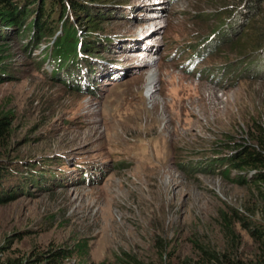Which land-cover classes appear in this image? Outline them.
<instances>
[{
	"label": "rangeland",
	"instance_id": "obj_1",
	"mask_svg": "<svg viewBox=\"0 0 264 264\" xmlns=\"http://www.w3.org/2000/svg\"><path fill=\"white\" fill-rule=\"evenodd\" d=\"M220 1L234 0L109 1L119 11L98 30L113 44L90 62L101 82L95 95L51 79L53 64L41 62L40 50L20 51L24 40L0 45L10 67L0 116L12 115L11 161L39 162L36 174L22 166L0 179V264H192L197 245L232 251L219 221L233 210L245 214L253 193L231 181L234 173L207 171V159L222 148L214 142L231 136L243 144L247 123L264 118V80L228 85L218 74L195 76L177 53L192 31L207 33L209 24L197 27L193 16ZM77 20L83 36L87 24ZM213 57L209 63L220 62ZM81 65L86 86L90 72ZM26 171L44 182L27 181ZM236 232L237 254L251 259V234L239 223ZM81 241L86 247L77 250Z\"/></svg>",
	"mask_w": 264,
	"mask_h": 264
},
{
	"label": "trees",
	"instance_id": "obj_2",
	"mask_svg": "<svg viewBox=\"0 0 264 264\" xmlns=\"http://www.w3.org/2000/svg\"><path fill=\"white\" fill-rule=\"evenodd\" d=\"M0 0V45L11 44L15 39L24 40L20 47L22 52H34L40 49V44H48L41 54V62L53 63V80L62 85L76 88L78 69V47L80 39L77 28L73 25L74 19L82 20L87 26L83 28V38L86 43L81 44V51L91 56L98 47L112 42L109 33L101 35L98 30H108L101 21L108 20L117 10L109 1L112 0ZM125 0H115L122 3ZM262 1V2H260ZM263 0H234L233 4H216L217 9L200 11L193 17L198 22L197 27L209 24L207 33L200 30L191 32L186 44L181 47L182 54L189 57L202 56L207 59L205 72L213 75L217 71L224 78L246 79L255 78L264 80V14H262ZM95 5H101L95 11ZM48 7V10L46 7ZM57 9V12H56ZM70 11V15H69ZM56 16L53 17V13ZM50 14V15H49ZM76 15V17L74 16ZM80 24V23H79ZM246 30L248 34L243 38ZM243 38V39H242ZM97 42V43H96ZM192 43V45H191ZM46 50V52H44ZM104 51V49H102ZM4 49H0V83L10 78L9 65L4 62L6 57ZM220 62L209 63L218 57ZM90 66V64H88ZM76 67V68H75ZM73 69V71H72ZM94 84V83H93ZM77 89V88H76ZM80 91L77 89V92ZM90 93V92H89ZM88 93V94H89ZM87 94V95H88ZM12 115L0 116V179L4 173L6 177L19 172L24 166L32 174H36L35 164L39 162L27 161L24 165L13 160L10 155L9 135L12 127ZM242 137L243 144L232 142L231 136L227 142H214L211 147H222L207 159V171L217 170L218 174L230 178L244 188L252 190L253 197L250 205L245 208V214L233 210V216L222 215L219 225L226 237L225 246L232 251H210L197 245L199 255L192 264H264V118L261 115L253 117L246 125ZM45 161L52 160L50 158ZM15 167H17L15 169ZM23 172L25 179L34 183L33 175ZM42 178L34 184H40ZM27 182H22V187ZM2 185V181L0 180ZM0 185V186H1ZM17 191H22L17 190ZM17 193L16 190L12 194ZM8 196V195H7ZM6 196V198H7ZM13 197V196H12ZM251 234L255 244V253L247 260L237 254L240 238L236 232V224ZM81 243H84L83 245ZM77 250L85 249L86 243L81 241ZM172 264H190L182 260Z\"/></svg>",
	"mask_w": 264,
	"mask_h": 264
},
{
	"label": "bare ground",
	"instance_id": "obj_3",
	"mask_svg": "<svg viewBox=\"0 0 264 264\" xmlns=\"http://www.w3.org/2000/svg\"><path fill=\"white\" fill-rule=\"evenodd\" d=\"M134 55H135V54H134ZM141 55H145V53H141ZM151 120H152V122H155V121H156V120L154 121L153 119H151Z\"/></svg>",
	"mask_w": 264,
	"mask_h": 264
}]
</instances>
